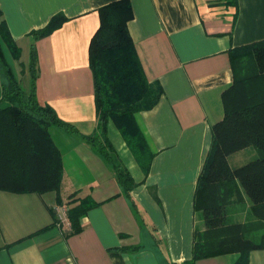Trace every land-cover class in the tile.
<instances>
[{
    "label": "crops",
    "instance_id": "0c3cea01",
    "mask_svg": "<svg viewBox=\"0 0 264 264\" xmlns=\"http://www.w3.org/2000/svg\"><path fill=\"white\" fill-rule=\"evenodd\" d=\"M113 1L0 0L18 47L34 44L38 103L78 131L49 128L62 159L58 193L0 191V264H183L192 258L195 235L204 231L194 195L211 126L223 117L221 94L232 83L228 52L264 40V0H237L236 7L221 0H130L129 35L147 80L163 94L152 110L135 114L152 154L146 172L108 126L109 142L135 183L129 197L83 139L96 130L88 47L99 27L97 10ZM57 14L67 22L33 42L29 34ZM3 83L0 72V97ZM85 198L96 206L72 234L68 211ZM249 264H264V251L251 252Z\"/></svg>",
    "mask_w": 264,
    "mask_h": 264
},
{
    "label": "trees",
    "instance_id": "16d2710c",
    "mask_svg": "<svg viewBox=\"0 0 264 264\" xmlns=\"http://www.w3.org/2000/svg\"><path fill=\"white\" fill-rule=\"evenodd\" d=\"M237 6V0H221ZM99 27L88 47L92 75L96 130L83 136L111 167L122 194L129 197L135 183L108 139L112 124L137 163L147 171L152 154L135 121V114L152 110L163 90L145 76L127 24L133 19L130 0H116L98 10ZM67 18L53 16L29 34L33 42L58 30ZM232 83L221 94L223 117L211 126V145L197 179L194 209L204 231L194 239L192 258L183 264L237 254L233 264H249L250 253L264 251V40L234 47L228 52ZM21 49L11 37L0 10V191L12 194L58 193L62 179L61 154L49 128L57 126L71 135L77 129L61 121L35 96L37 56L30 46L29 90L23 91L14 70L21 65ZM254 149V150H253ZM252 151L247 163L231 168L228 157ZM244 206L243 221H231L229 207ZM96 204L83 199L69 209L70 233L80 231L79 218Z\"/></svg>",
    "mask_w": 264,
    "mask_h": 264
},
{
    "label": "rangeland",
    "instance_id": "374dc122",
    "mask_svg": "<svg viewBox=\"0 0 264 264\" xmlns=\"http://www.w3.org/2000/svg\"><path fill=\"white\" fill-rule=\"evenodd\" d=\"M22 51H21V59L19 62H21V65L14 63V70H15V74L17 76V79L20 82V86L23 89V91L27 92L29 90V85H30V78H29V74H28V62H29V47L27 45H23L22 46ZM25 68V69H24ZM112 130V132L114 131L115 133H117L116 129L111 125L110 127V131ZM254 150V149H253ZM251 153L253 154V152L250 151H246V152H240V153H236L233 155H230L228 157V163L229 166L231 168H236L239 167L245 163H247L248 161H250L251 159ZM244 206L247 207V202L246 204H241V203H237L235 206H231L228 209V217L229 220L231 221H243L244 219V215L242 212L244 211Z\"/></svg>",
    "mask_w": 264,
    "mask_h": 264
}]
</instances>
